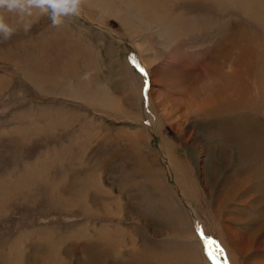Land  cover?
Here are the masks:
<instances>
[{"label":"rangeland","instance_id":"374dc122","mask_svg":"<svg viewBox=\"0 0 264 264\" xmlns=\"http://www.w3.org/2000/svg\"><path fill=\"white\" fill-rule=\"evenodd\" d=\"M162 1L171 5L174 0ZM190 1L196 4L182 8L199 9L191 20L202 19L188 31L206 38L173 47L197 61L212 53L223 71L225 59L215 58L217 38L212 37L224 27L223 18L218 9L205 14L207 3ZM136 3L84 0L78 16L63 17L56 26L38 10L23 18L6 14L15 32L0 38V264H80L85 258L94 264H245L225 234L218 227L215 231L211 199L191 161L199 146L192 150V141L159 117L151 97L158 85L150 82L151 72L166 65L170 47L158 43L156 28H147ZM239 20L233 22L241 26ZM177 115L171 111L172 121ZM171 159L187 169L180 180L190 177L185 190L211 231L181 194ZM260 170L264 173V160ZM257 187L260 195L259 182ZM256 201L235 216L247 219L242 230L252 228L251 216L264 220L260 209L251 207ZM261 207L264 211V199ZM101 228L105 242L129 235L135 242L121 241V258L110 255L114 250L98 248L106 243L96 245L103 242L94 239ZM132 250L147 253L138 256L143 262L130 261Z\"/></svg>","mask_w":264,"mask_h":264},{"label":"bare ground","instance_id":"6f19581e","mask_svg":"<svg viewBox=\"0 0 264 264\" xmlns=\"http://www.w3.org/2000/svg\"><path fill=\"white\" fill-rule=\"evenodd\" d=\"M221 1L225 5L219 6L218 3ZM136 2L138 12L145 17L147 28H156L158 43L161 46L170 47L166 65L152 69L151 72L150 82L158 85L156 89L151 90V88L150 90L159 117L163 122H169V125L175 126L176 131L186 142L192 141L191 144L189 143L192 150L195 149V145L199 146L198 151L194 150V157L191 161L195 163L201 177L200 181L211 199L212 209L209 213L212 212L215 219V231L218 227L217 231L225 234L227 245L244 257L245 264H264V220L256 221L258 218L255 220L252 216L249 217L253 226L251 229H244L246 231L244 232L240 225L247 219L235 217L245 212L241 209L248 206L252 199H256L258 204L253 203L251 207L260 209V215L264 214L263 207L260 208V201L264 199V173L260 170V163L264 160V48H261L260 44V38H263L261 41L264 40V0H209L202 3L199 0L197 5L208 4L204 9L208 10L205 14L215 13L218 9L220 12L218 15L223 18L221 24L224 27L212 36L217 38V43L213 46L218 49L215 58L225 59L223 71H220L215 61L211 60L212 53L206 55L203 60L197 61L184 56L183 52L173 47L175 43H182L189 38L190 40L186 43L193 40L192 44L206 38V36H199L200 33L195 35L194 30L188 31L189 26L192 28L193 25L199 24L196 21L202 18L197 17L195 20L191 18L193 19L194 15L197 16L201 11L199 9L185 11L182 7L196 3L190 0H174L171 5H163L162 0H136ZM209 6L214 11H209ZM144 9L146 11H143ZM215 14L212 15L215 16ZM234 18L240 19L241 26L233 22ZM203 21L206 22V20ZM192 35L194 37H190ZM227 53L232 57V60L228 62ZM229 73L230 78L228 79L229 75L226 76V74ZM216 102L217 105H214ZM206 108L209 111H206ZM172 110L179 114L175 121H172V116L170 118ZM191 117L197 119H192L193 122H191L189 120ZM158 126L160 127V124L156 126V130ZM205 139L213 142H204ZM164 145L166 146L165 143ZM168 162L174 172L175 182L180 185L181 194L193 208H196L206 231H211L210 224L206 222L200 209L186 192L187 188L185 190L186 185H190V177L185 178L184 181L180 180L183 177L182 173L187 169L179 162L175 163L174 159ZM201 162L203 164H200ZM258 182L262 188L260 195ZM105 193L103 190V194ZM100 195H98L99 202H101ZM108 197L112 199L111 195ZM119 208H116V211L121 212ZM178 213L182 219L183 216L179 211ZM219 218L223 219V226L218 225ZM211 222L214 223L213 220ZM176 223L180 230L185 228L183 223ZM102 229L95 231L97 234L94 239L103 240V242H96L97 246L102 243L107 244L104 247H98L102 248V251L106 250L105 247L109 248L108 251L114 250V254L111 250L109 251L110 255L120 257L121 253L125 252L119 249L121 241H125L128 246H132L135 242L134 237L131 238L130 235L123 239L121 237L117 239L113 235L114 238L108 237L105 242ZM114 231L117 233L120 230ZM214 234L218 235L217 232ZM218 236L220 240L222 236ZM204 240L208 245L207 239L204 238ZM87 244L90 243L87 242ZM91 245H94V242ZM87 247L83 248V251H86ZM140 251L129 252L130 261L143 262L138 256H147V253L144 250ZM87 252L89 254V250ZM79 261L80 264H94L88 258Z\"/></svg>","mask_w":264,"mask_h":264},{"label":"clouds","instance_id":"9594fccd","mask_svg":"<svg viewBox=\"0 0 264 264\" xmlns=\"http://www.w3.org/2000/svg\"><path fill=\"white\" fill-rule=\"evenodd\" d=\"M83 3L84 0H0V38L7 40L15 32L6 14L23 18L38 10L40 15H49L53 26H56L62 23L63 17L78 16Z\"/></svg>","mask_w":264,"mask_h":264}]
</instances>
